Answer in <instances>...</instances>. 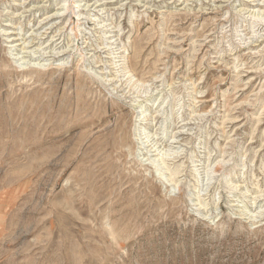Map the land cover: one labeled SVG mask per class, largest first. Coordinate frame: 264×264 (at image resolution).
Segmentation results:
<instances>
[{"label":"rangeland","instance_id":"1","mask_svg":"<svg viewBox=\"0 0 264 264\" xmlns=\"http://www.w3.org/2000/svg\"><path fill=\"white\" fill-rule=\"evenodd\" d=\"M0 264H264V0H0Z\"/></svg>","mask_w":264,"mask_h":264},{"label":"bare ground","instance_id":"2","mask_svg":"<svg viewBox=\"0 0 264 264\" xmlns=\"http://www.w3.org/2000/svg\"><path fill=\"white\" fill-rule=\"evenodd\" d=\"M59 9H60V7H59ZM61 15H62V13H61V14H60V13H54V14L51 16V18H53V16H57V17H60V18H61V17H62ZM47 18H48V17H47ZM6 32H7V31H6ZM9 34H13V33L10 32ZM35 37H36V36H34V38H35ZM42 38H43V37H42ZM13 40H14V39H13ZM54 40H55V39H54ZM54 40H51V42L54 41ZM54 42H55V41H54ZM52 44H53V43H52ZM26 46H27V45H26ZM96 47H97V46H96ZM27 48H28V47H27ZM29 56H30V55H29ZM39 56H40V55H39ZM44 56H45V55H44ZM32 57H33V56H32ZM37 57H38V56H37ZM58 57H59V56H58ZM36 67H37V65H36ZM33 72H34V71H33Z\"/></svg>","mask_w":264,"mask_h":264}]
</instances>
